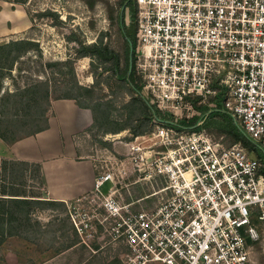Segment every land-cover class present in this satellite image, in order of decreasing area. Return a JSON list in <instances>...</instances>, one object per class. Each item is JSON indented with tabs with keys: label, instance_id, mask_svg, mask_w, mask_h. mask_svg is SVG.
<instances>
[{
	"label": "built area",
	"instance_id": "1",
	"mask_svg": "<svg viewBox=\"0 0 264 264\" xmlns=\"http://www.w3.org/2000/svg\"><path fill=\"white\" fill-rule=\"evenodd\" d=\"M134 4L141 93L168 115L125 143L132 168L119 159L99 170L94 194L78 199L95 211L74 206L72 222L80 234L98 228L122 264H254L264 244V0ZM215 111L256 149L206 128Z\"/></svg>",
	"mask_w": 264,
	"mask_h": 264
},
{
	"label": "rangeland",
	"instance_id": "2",
	"mask_svg": "<svg viewBox=\"0 0 264 264\" xmlns=\"http://www.w3.org/2000/svg\"><path fill=\"white\" fill-rule=\"evenodd\" d=\"M2 1L17 5L8 6L5 4L6 7L13 9L23 7L29 23L27 29L9 35L10 31L14 29L10 24L11 20L6 23L2 22L3 34L0 37V44L8 42L10 39L29 36L38 44L44 61L71 59V64L63 66V73L57 76L59 87H57L58 91L55 94H62L66 86L68 87L78 81L79 84L91 88L90 103L96 106L98 103L110 101L112 111L110 119L120 121L119 123L123 125L127 124L125 111L121 106L130 101L129 89L127 87L121 88L123 82L111 71L102 70V64L97 57L91 55L78 57L77 55L81 46L79 41L85 44L100 43V38L103 36L104 44L118 51L121 61L123 60V38L119 32L117 21L110 19V14L113 12L112 8H115V11L119 9L120 19L122 18L121 12L125 6L119 7L121 0H27L24 5L13 0ZM46 9L56 11L58 19L52 17L38 18L37 13ZM128 10L130 11L129 8L125 10V21L136 27L132 22L134 17ZM18 24L22 25L21 19L18 20ZM31 54L36 58L37 54L33 52L26 55L15 65L14 75H19V66H23V68L27 66L28 56ZM16 80L19 81L20 76H17ZM15 87L13 80L5 78L3 92L5 90L13 91ZM147 101L153 103L151 99L147 98ZM158 114L161 119H166V114L168 115V113L164 114L159 111ZM156 121L158 122V120ZM155 122H146L149 132L154 129ZM132 124L134 125L135 122L132 121L127 128L118 133H114V131L99 133L96 129L92 132L85 130L81 132L76 138L81 159H91L95 164L97 174L99 170L103 171L107 165L112 166V162H117L119 159H124L126 166L132 168L130 154L125 146L126 142L135 138ZM213 124L216 126H211ZM205 125L217 136L220 134L218 127L224 130L234 127L232 119L226 114L213 117L208 115ZM224 136L228 141L227 135L224 134ZM103 141L107 143L106 146H103ZM20 168L14 170L15 172L12 168H8L7 174H4L2 178L5 180L3 185L5 183L8 188L7 195L23 197L27 199L28 203L18 205L20 209L14 205V202H5L4 204L10 207L11 211H15L18 220L14 222V234L0 235L5 237V240L0 242V264H88L87 261L92 259L93 255L102 257V260L97 264H108L112 259L119 257V252L104 238L98 228L96 230L85 228L80 234L72 222V216L75 215L74 206L80 207L83 204L86 207L83 211L87 213L95 211L96 206L94 204H89V200L86 199L83 202H79V200L69 201L56 207L40 203L42 201L38 200H48L46 198L48 197L47 191L41 182L40 172L35 166L23 167L26 170L25 175H20ZM108 187L109 183H106L104 189L107 190ZM151 189V186L145 185L143 188H137L134 191L139 196ZM91 194L93 195L94 192ZM95 245L101 246L102 253L99 251L100 254H96L98 251L95 249ZM258 246L255 248L253 256L254 264H264V244Z\"/></svg>",
	"mask_w": 264,
	"mask_h": 264
},
{
	"label": "trees",
	"instance_id": "3",
	"mask_svg": "<svg viewBox=\"0 0 264 264\" xmlns=\"http://www.w3.org/2000/svg\"><path fill=\"white\" fill-rule=\"evenodd\" d=\"M16 3L25 4L27 0H13ZM133 0H121L119 7L125 6L129 8L131 15L134 17L136 13V7ZM110 14L111 21H117L119 26V32L123 38V60L118 51L104 44L103 36L100 38V43L85 44L79 41L81 44L77 51L78 57L95 56L98 58L100 64H102V70L111 71L119 80L123 83L121 88L127 87L129 89L130 101L122 104L124 108L125 116L127 118V124L123 125L120 121H115L111 118V106L110 101H104L98 103L96 106L90 103L91 88L83 86L77 82L65 87V91L62 94L56 95L59 85L57 76L63 73V66H69L71 59L69 60H46L44 61L42 51L38 49V44L33 41L29 36L19 39H10L8 42L0 44V138L7 143H14L19 139L35 135L49 127V118L51 115L52 102L55 99H73L77 105L82 108H88L93 114V123L85 131L92 132L94 129L99 133L113 132L118 133L123 131L134 121L133 133L134 136L144 135L149 132V121L155 122L158 120V110L155 106H150L147 99L142 95L143 82L140 77L136 75V27L132 23H126L123 15L120 19L119 9L115 11L112 8ZM125 14V12H124ZM38 18L52 17L58 19L56 11L46 9L45 11L37 13ZM119 19V20H118ZM31 29V28H30ZM76 40V39H74ZM133 43V57L131 68V45ZM33 52L36 58L31 54L28 56V64L25 68L23 66L18 67L19 75H14L15 65L20 62L26 55ZM35 58V59H33ZM23 64L25 62L23 61ZM17 76H20V83L17 81ZM10 78L15 82V89L13 91H4V80ZM126 84V85H125ZM82 97V98H81ZM84 98V99H83ZM206 110V109H205ZM223 114L222 112H212L210 115L218 116ZM157 122V121H156ZM155 122V123H156ZM154 123V124H155ZM234 127L228 130L218 127L219 135L226 134L228 137V144L239 142L246 146L250 151L256 149L248 137L238 129L233 122ZM211 126H216L215 124ZM106 127V130H104ZM226 137V138H227ZM103 146H106L105 141L102 142ZM79 156L80 151L78 149ZM258 155L262 157V153L258 152ZM23 165L35 166L40 171L39 164H29L28 162H14L5 163L3 165V172H0V235L9 233L14 234L15 225L14 222L18 220L15 211H11L10 207L4 205L5 202H14V205L20 209L18 205L21 203H28L27 199L20 197H2V194H7L8 188L3 185V175L8 168H12L13 172L17 168H20V175H24L25 168ZM27 169V168H26ZM15 170V171H14ZM19 196L20 194H13ZM34 200V199H32ZM40 203L49 204L50 207H56L57 205H63L64 201L57 200H38ZM264 227L261 225V228ZM14 231V233H13ZM264 233V232H263ZM5 240V237L0 236V242ZM260 246V245H259ZM258 246V247H259ZM100 245H95V249L98 251L96 254L102 253ZM120 252V250H118ZM91 253V252H90ZM102 260L100 255H93L92 259H89L88 264H97ZM108 264H122V260L119 257L112 259Z\"/></svg>",
	"mask_w": 264,
	"mask_h": 264
},
{
	"label": "crops",
	"instance_id": "4",
	"mask_svg": "<svg viewBox=\"0 0 264 264\" xmlns=\"http://www.w3.org/2000/svg\"><path fill=\"white\" fill-rule=\"evenodd\" d=\"M5 4L0 0V37L3 34L2 22L11 20L14 29L9 35L22 32L28 28L29 23L23 7L13 9ZM20 19L22 25L18 24ZM92 123L93 114L90 109L80 107L73 99L53 100L47 129L12 144L0 138V172H3V165L11 161L39 164L41 182L47 191L46 198L68 203L92 195L97 170L91 159H81L76 140ZM2 197L15 196L2 194Z\"/></svg>",
	"mask_w": 264,
	"mask_h": 264
},
{
	"label": "water",
	"instance_id": "5",
	"mask_svg": "<svg viewBox=\"0 0 264 264\" xmlns=\"http://www.w3.org/2000/svg\"><path fill=\"white\" fill-rule=\"evenodd\" d=\"M125 10H126V7H123V8H122V12H121V17L124 15ZM130 45H131V54H130V58H131V68H132L133 43L130 42Z\"/></svg>",
	"mask_w": 264,
	"mask_h": 264
}]
</instances>
